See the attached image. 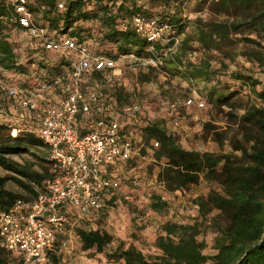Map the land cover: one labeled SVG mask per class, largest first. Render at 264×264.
Wrapping results in <instances>:
<instances>
[{"label": "trees", "instance_id": "16d2710c", "mask_svg": "<svg viewBox=\"0 0 264 264\" xmlns=\"http://www.w3.org/2000/svg\"><path fill=\"white\" fill-rule=\"evenodd\" d=\"M188 1L122 0L113 7L105 0H69L67 9L61 11L56 0H36L32 9L52 29H58L61 33L68 31L78 39H84L87 31L82 22L98 20V42L114 43L120 53L137 56L154 53L149 50L151 43L132 28L124 29L122 24H131L137 15L156 17L161 24L168 26L169 36L180 37L176 52L163 57L165 67L168 66L190 81H212L220 72L213 67L212 52L220 51L229 57V47L233 48L238 41L253 44L255 48L243 51V54L249 61L264 66V0H211L210 9L215 14L229 17H197L191 21L185 14ZM11 15L13 10L0 4V67L21 72L24 66L23 63L17 64V41L7 29V18ZM188 27L191 30L186 32ZM21 41L40 57L45 56L41 46L28 35ZM195 43L204 51L199 63L187 57L196 49ZM172 44L173 41H156L154 51L162 53L164 48ZM64 63L61 61V64ZM153 70L155 68L152 67L142 69L140 82L150 80ZM95 76L101 77V72H94ZM233 78L251 87L260 103L248 104L241 114L229 112L236 120L239 130L237 137L228 138L214 131V139L221 149L225 146L223 139H228L231 152H201L184 146L168 134L159 121L150 122L143 129L147 142H159L155 157L158 161L164 160V164L158 173V180L167 190H185L199 184L202 179L222 186L221 191L213 188L206 196H198L195 200L202 217L214 210L218 211V215L213 218L217 233L213 244L215 252H204L207 242L199 239V223L168 221L162 225L163 234L156 240L160 254L147 255L135 245L125 249L118 246L106 253L109 260L122 261L124 264H264V87L257 89L260 81L252 74L237 71ZM116 95L120 103L127 98L123 88H119ZM233 95V91L220 92L219 105L229 103ZM233 106V103L229 104L230 108ZM215 128L211 123L205 124V129L209 131ZM24 153L34 154L36 161L21 162L12 157ZM0 166L13 172L10 178L34 197L45 180L53 175V163L48 158V150L42 139L29 132L14 136L10 128L1 123ZM8 178L0 177V207L3 209H8L18 198L17 194L5 188ZM151 207L157 212H163L168 202L162 196L153 194ZM80 237L84 249L96 248L99 252H103L113 241L112 235L98 230L81 229ZM0 264H10L9 253L1 246Z\"/></svg>", "mask_w": 264, "mask_h": 264}, {"label": "built area", "instance_id": "2783aa9c", "mask_svg": "<svg viewBox=\"0 0 264 264\" xmlns=\"http://www.w3.org/2000/svg\"><path fill=\"white\" fill-rule=\"evenodd\" d=\"M56 1L59 10L67 9L69 0ZM105 1L114 7L122 0ZM35 3L0 0L13 10L8 31L28 34L45 53L39 60L55 69L45 77L32 71L33 81L27 86L0 73V99L9 105L0 108V123L14 136L29 132L41 138L53 163L52 177L34 198H17L8 209L0 207V246L9 253L10 264H57L56 256L71 244L62 235L108 207L122 184L113 169L139 153L127 120H134L143 107L139 101H117L116 92L125 84L120 59L97 52L91 43L96 37L78 39L52 29L32 9ZM122 27L151 43L154 53L129 54L140 70L163 66V57L175 53L180 43V37L169 36L168 26L156 17L137 15ZM159 40L173 44L156 53L153 45ZM94 72H101V77L92 84L87 79ZM183 104L203 108L206 101L192 94ZM179 108L178 101H168L160 111L178 125ZM158 146L152 140L147 150L155 153Z\"/></svg>", "mask_w": 264, "mask_h": 264}, {"label": "rangeland", "instance_id": "374dc122", "mask_svg": "<svg viewBox=\"0 0 264 264\" xmlns=\"http://www.w3.org/2000/svg\"><path fill=\"white\" fill-rule=\"evenodd\" d=\"M210 2L211 0L206 2L189 0L185 8L186 17L190 21L197 17L205 19L229 17L215 14L210 9ZM82 25L85 28L87 27L84 39L97 38L96 41L91 42L97 52L120 59V66L125 71V84L121 86V89L123 88L127 95V98L123 101H139L142 104L143 111L134 120L130 122L127 120L139 153L133 159L113 169L114 174L121 180L122 184L114 198L110 200L108 207L94 213L89 219L81 223L78 229L67 230L64 237L62 235L61 238L63 239H71V244L68 249L63 250L56 256V263L124 264L122 261L109 260L106 255L118 246L125 249L130 245H135L147 255L160 254L159 249L156 247V240L159 235L163 234L162 225L168 221L181 224L199 223L201 229L199 239L207 242L204 252L214 253L213 244L217 233L213 218L218 215V211L214 210L206 217H202L195 200L198 196H206L213 188L221 191L222 186L219 183L202 179L199 184L191 185L185 190L175 192L167 190L164 184L158 180V173L164 164V160L158 161L155 153L147 150V147L151 145V141L147 142L143 129L148 123L159 121L165 126L168 134L175 137L180 144L188 143L190 148L201 152H231L232 148L228 143V139H223L225 140V146L221 149L219 143L214 139V131L223 133L228 138L237 137L239 130H237L236 120L229 112L241 114L248 104L252 102L260 103L255 98L251 87L245 84L242 85L240 80L233 78V74L237 71L248 75L252 74L260 81L257 89L260 90L264 87V66L249 61L243 54V51L254 49L255 46L238 41L233 48L229 47V57L220 51H213V67L220 72L210 82L190 81L182 74H176L170 70L168 66L165 67L166 64L153 70L150 80L140 82L141 70L135 66L129 54L120 53L114 43L102 44L98 42L100 36V22L98 20L85 21L82 22ZM190 30L191 28L188 27L186 32ZM65 33H68V31ZM10 34L17 41L15 49L18 61L23 63L24 68L20 73H24V76L19 79L17 71L11 72L0 67L1 74L6 75L11 81L27 86L33 81L32 71H35V76L39 77H45L50 72H54L55 69L50 65L49 67L48 63L40 62V55L36 51L26 48L25 42L21 41L28 34L18 30H12ZM181 37H184V35ZM262 42L264 44V39H262ZM194 45L196 49L190 52L187 57L190 61L199 63L204 51L198 43ZM124 55L129 56L123 57ZM54 62L52 61L50 64ZM46 67H49V72ZM98 79L100 80L99 77L95 76L90 77L87 81L90 80L93 84V81ZM224 91H233L234 95L229 103L219 105V93ZM192 94L204 99L206 106L203 108L197 107V110L185 106L183 104L185 99ZM168 101H178L180 103L181 118L178 125L174 124L166 114L160 111L163 103ZM5 102L0 99V108L9 106ZM230 103H233V108L229 107ZM12 108L14 109V107ZM206 123H211L212 126L216 127L215 130L205 129ZM12 157L21 162L36 161V157L32 153L13 155ZM12 175H14L13 172L0 166V177H9L5 183L7 190L17 194L18 198H34V195L18 184L16 180L10 178ZM153 194L162 196L168 202L166 210L157 212L152 209L151 197ZM81 229L107 232L113 236V241L106 246L103 252H99L96 248L84 249L80 237Z\"/></svg>", "mask_w": 264, "mask_h": 264}, {"label": "crops", "instance_id": "0c3cea01", "mask_svg": "<svg viewBox=\"0 0 264 264\" xmlns=\"http://www.w3.org/2000/svg\"><path fill=\"white\" fill-rule=\"evenodd\" d=\"M11 72H13L12 70H11ZM17 73H18V75H19V79H21L22 77L20 76L21 75V73L19 72V71H17ZM191 108H193V109H196L197 110V107L196 106H192ZM182 145H184V146H188V143H183ZM189 147V146H188ZM190 148V147H189ZM192 149V148H191ZM60 254V253H59Z\"/></svg>", "mask_w": 264, "mask_h": 264}]
</instances>
